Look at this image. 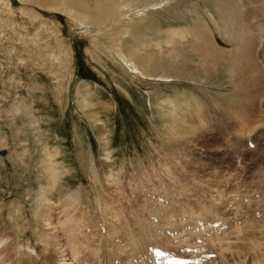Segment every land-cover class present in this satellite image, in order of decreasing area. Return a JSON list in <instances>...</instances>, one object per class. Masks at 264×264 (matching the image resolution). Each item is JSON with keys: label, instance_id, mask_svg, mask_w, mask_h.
Listing matches in <instances>:
<instances>
[{"label": "rangeland", "instance_id": "1", "mask_svg": "<svg viewBox=\"0 0 264 264\" xmlns=\"http://www.w3.org/2000/svg\"><path fill=\"white\" fill-rule=\"evenodd\" d=\"M153 1L127 0L126 15L92 26L0 0V264L28 254L42 264L39 220L59 214L75 221L80 264H148L149 247L180 252L200 223L223 226L201 236L217 255L208 264L264 263V97L243 126L221 71L200 83L134 69L128 61L153 54L148 41L164 31L189 29L180 43H195L192 17L215 48L234 51L206 0ZM260 1L241 13L258 12L247 22L264 64Z\"/></svg>", "mask_w": 264, "mask_h": 264}, {"label": "bare ground", "instance_id": "2", "mask_svg": "<svg viewBox=\"0 0 264 264\" xmlns=\"http://www.w3.org/2000/svg\"><path fill=\"white\" fill-rule=\"evenodd\" d=\"M22 1L29 3L30 5L32 4L40 8H44L51 11L59 10L64 15L68 16L71 20L77 22L78 25L88 24L92 26H99L102 25L101 24L102 22H106L110 18L114 19L115 16H118L117 14H121L124 16L126 15L125 12L129 11L127 0H95L93 3L91 2L86 3L85 0L83 2L79 0H78L79 2L76 0H71V1L64 0L62 1V4H60L61 6H63L64 9H60V7L56 6V2H55L56 0H22ZM128 1H133V0H128ZM206 1L213 8L216 16L219 18V23L221 25L220 29L222 32V35L220 34L221 37L222 38L224 37L223 39L227 40L226 43H228V46H230V48L234 49L233 52L232 51L226 52L215 48L210 42L209 38L202 34L201 26L197 22L198 20L192 17V23L194 25L196 33H198V38L197 40H195V43L191 45H189L187 42L189 48H186L183 42L180 43L181 41H183L182 39L187 38L188 35L191 34V31L189 29H182L179 31L167 30L163 32L166 33V37L162 39V41H157V42L148 41L150 44L152 43L151 44L153 47L152 50L154 51L153 54L136 55V57H134L135 53H133L134 59H130V61L128 62L130 64L132 63L134 69L136 68V70L148 76H156L159 78L175 77V78L188 79V80L192 79V81L194 80L200 83L201 82L207 83L206 81L210 80L221 71L223 73V78L225 79L226 82H228L230 88L232 89V92L233 93L234 91L238 92V94H236L237 96H233V100L231 98L227 100V103L230 106L231 111H233V114L234 113L236 114L238 120L243 126H249L258 117L257 115L259 113V99L261 97H264V64L257 62L256 61L257 56L255 57V54L258 53L256 52L258 48V42L256 40H258L257 38H259L257 37L258 31L256 32V30L251 26V24L247 22L249 16L251 17L252 14H249L247 16L246 13L244 14L243 12L241 13L242 8L245 7L244 2H247L248 5L250 4L252 5V3H249L252 0L250 1L249 0H206ZM152 2L154 1L152 0ZM260 2L261 5L262 4L264 5V1H260ZM146 6L147 7L150 6V3L147 4ZM189 12L191 11H187L186 14H189ZM256 13H254L255 15H252L255 19H256ZM177 38L179 39L178 41ZM138 40L139 38L137 39V41ZM143 41L141 43H143ZM145 44L146 43L144 42V45ZM262 54L264 55V49L262 50ZM124 61L127 62L126 60ZM261 116L264 117V115H260V117ZM61 213L64 212L62 211ZM59 215L61 216L62 214ZM59 217L51 218L49 216L48 217L44 215L41 216V220H39L41 227L40 226L39 227L42 228V230H44L45 232L43 234L44 240L42 241H44L43 249L46 250L47 252L46 253L44 252L41 253V251L39 253L36 252L37 256L39 255V257L43 259L42 264H80L78 263L79 261L78 255L80 254L81 246H79L78 243L79 236H77V234L75 233V227H74L75 221L72 219L71 215L69 216V214L66 217L63 216L64 217L63 221ZM222 228L223 226L220 225L218 228H215L213 230L212 228L206 227V225L204 224V229L202 231L199 230L197 235L195 233L194 235L193 233L192 234L184 233V234L187 236L190 235L195 236V240H193V243H195L197 239H201L202 242H204L205 236L201 238L203 234L206 235L208 234V231H210V234L216 236V234L222 231ZM42 232L43 231H41V233ZM171 233H175L174 237L171 238L172 240H175V238H177L176 231ZM143 238L144 237H140L139 239L140 245H138L139 247L142 248H144L145 245L144 243L145 241L143 240ZM187 245L190 246L189 242ZM202 245L201 246L195 245L194 248L200 251V253L203 252L202 256L204 258V256H207L209 254L207 253L208 250L206 249L202 250L199 248L202 247ZM142 248H140L139 251H142L141 250ZM150 249H152V247H149L147 252H145L147 253L146 254L147 261L144 259L145 262L148 264H149V260L151 262V259H149ZM139 255L138 257L135 258L136 260H139ZM107 256L109 258V255H106V257ZM186 256L187 258L191 257L190 255H186ZM25 257L26 260L22 262H20L19 260L20 262L19 264H40L36 262L37 260L33 259V257L29 254L28 256ZM99 258L100 257H98L97 260H99ZM136 260L135 262H137ZM210 261H211L210 259L203 260L201 264H208Z\"/></svg>", "mask_w": 264, "mask_h": 264}]
</instances>
